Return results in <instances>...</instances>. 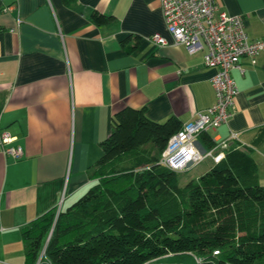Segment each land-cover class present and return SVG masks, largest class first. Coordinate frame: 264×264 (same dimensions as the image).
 I'll list each match as a JSON object with an SVG mask.
<instances>
[{
	"label": "crops",
	"instance_id": "obj_1",
	"mask_svg": "<svg viewBox=\"0 0 264 264\" xmlns=\"http://www.w3.org/2000/svg\"><path fill=\"white\" fill-rule=\"evenodd\" d=\"M215 2L242 16L249 40H264V0ZM94 11L114 22L96 26ZM154 34L167 45H153ZM240 64L243 74L231 72L238 89L231 117L208 133L215 152L236 134L228 144L250 153L264 187V52L254 66L247 58ZM214 73L203 53L173 45L159 0H0V134L23 153L0 154V264H24L20 229L70 207L92 185L88 173L114 113L144 107L154 122L188 123L214 104ZM188 258L196 264L191 255L181 264Z\"/></svg>",
	"mask_w": 264,
	"mask_h": 264
},
{
	"label": "trees",
	"instance_id": "obj_2",
	"mask_svg": "<svg viewBox=\"0 0 264 264\" xmlns=\"http://www.w3.org/2000/svg\"><path fill=\"white\" fill-rule=\"evenodd\" d=\"M90 19L114 22L95 11ZM181 126L174 117L150 120L144 107L114 113L88 173L92 185L70 207L20 229L24 264H147L168 255L176 264L189 255L199 264H264V187L252 156L229 145L222 160L180 186L181 173L159 160ZM198 140L217 145L208 132Z\"/></svg>",
	"mask_w": 264,
	"mask_h": 264
},
{
	"label": "built area",
	"instance_id": "obj_3",
	"mask_svg": "<svg viewBox=\"0 0 264 264\" xmlns=\"http://www.w3.org/2000/svg\"><path fill=\"white\" fill-rule=\"evenodd\" d=\"M159 3L165 29L173 45L184 47L189 55L203 53V65L215 70L209 80L214 104L195 113L192 121L182 124L181 129L170 137L160 156L159 163L163 167L183 173L206 159L218 163L224 158L228 142L237 140V135L231 133L228 141L219 144L218 152H215L216 147L205 149L201 144L199 152L193 146L201 133L227 124L238 94L231 72L244 73L240 64L242 58H247L254 66L256 57L264 52V40H249L242 16L227 15L215 0H159ZM149 41L158 47L167 45L166 39L159 34L152 35ZM11 142L8 133L0 134V154L19 160L23 153L19 148L10 147ZM213 255H218V252L214 251ZM194 260L196 264L201 262L198 257Z\"/></svg>",
	"mask_w": 264,
	"mask_h": 264
},
{
	"label": "rangeland",
	"instance_id": "obj_4",
	"mask_svg": "<svg viewBox=\"0 0 264 264\" xmlns=\"http://www.w3.org/2000/svg\"><path fill=\"white\" fill-rule=\"evenodd\" d=\"M208 166H211V162L209 159H206L205 161L201 162L197 166L190 167L186 173L179 174V185L183 186L187 181H189L191 178L197 177L199 174H202L205 169H207ZM86 192V191H85ZM84 194V193H83ZM82 194V195H83ZM80 195L76 201L82 196ZM148 264H168L166 258H162V260L158 262H149ZM183 264H193L191 259L188 258L185 263Z\"/></svg>",
	"mask_w": 264,
	"mask_h": 264
}]
</instances>
